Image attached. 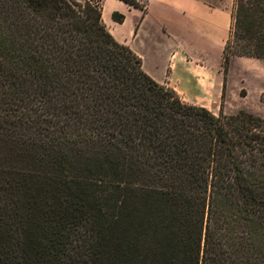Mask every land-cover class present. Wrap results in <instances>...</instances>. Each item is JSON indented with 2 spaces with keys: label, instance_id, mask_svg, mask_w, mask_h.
Instances as JSON below:
<instances>
[{
  "label": "trees",
  "instance_id": "1",
  "mask_svg": "<svg viewBox=\"0 0 264 264\" xmlns=\"http://www.w3.org/2000/svg\"><path fill=\"white\" fill-rule=\"evenodd\" d=\"M102 1L0 0V111L49 142L0 145V264H264V119L154 81ZM234 57L264 60V0H233L221 98Z\"/></svg>",
  "mask_w": 264,
  "mask_h": 264
},
{
  "label": "crops",
  "instance_id": "2",
  "mask_svg": "<svg viewBox=\"0 0 264 264\" xmlns=\"http://www.w3.org/2000/svg\"><path fill=\"white\" fill-rule=\"evenodd\" d=\"M137 1L142 10L119 0L102 1L101 18L114 40L140 58L141 68L150 78L165 82L179 96L220 100L222 50L231 7L212 6L204 0ZM105 5L109 8L106 15ZM113 12L124 16L122 23L111 19Z\"/></svg>",
  "mask_w": 264,
  "mask_h": 264
},
{
  "label": "rangeland",
  "instance_id": "3",
  "mask_svg": "<svg viewBox=\"0 0 264 264\" xmlns=\"http://www.w3.org/2000/svg\"><path fill=\"white\" fill-rule=\"evenodd\" d=\"M204 1L212 6L227 5L231 9L233 6V0ZM108 9V5L103 7L105 15L108 13ZM179 97L187 104L204 105L214 114H217L220 108L226 115H232L239 110H244L264 119V60L247 57H236L234 61L232 59L225 75L223 98L220 96V100H213L211 97L203 95ZM17 117H19L17 114L11 115L5 111H0V145L11 146L22 154H25L30 148L39 153L40 146L44 145V143H49L48 140L34 136L31 128L21 131L24 129V126H21V129L9 127V122L17 119ZM27 124L32 125L28 122ZM19 173L18 169H13L11 175L15 177ZM6 184V179L1 173L0 188L6 186ZM1 202H3L2 205L7 209L9 199L3 197Z\"/></svg>",
  "mask_w": 264,
  "mask_h": 264
}]
</instances>
